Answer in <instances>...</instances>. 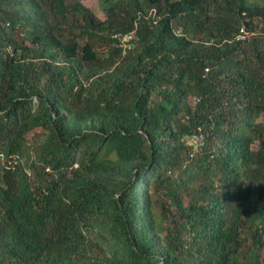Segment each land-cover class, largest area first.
<instances>
[{
	"label": "trees",
	"instance_id": "obj_1",
	"mask_svg": "<svg viewBox=\"0 0 264 264\" xmlns=\"http://www.w3.org/2000/svg\"><path fill=\"white\" fill-rule=\"evenodd\" d=\"M98 4L0 0V264H264V0Z\"/></svg>",
	"mask_w": 264,
	"mask_h": 264
},
{
	"label": "built area",
	"instance_id": "obj_2",
	"mask_svg": "<svg viewBox=\"0 0 264 264\" xmlns=\"http://www.w3.org/2000/svg\"><path fill=\"white\" fill-rule=\"evenodd\" d=\"M150 13L153 15L154 11L152 10ZM132 35H133V31L132 32H128V33H124V34H118L116 36L117 40H118V46L121 47L123 52H125V50L127 48L131 47L130 41L132 39ZM243 37H244V35H238L237 39H242ZM191 141L197 143L198 146H200L201 143H202L201 136L196 134V133H193L192 136L189 139L186 140L187 144H190V145L193 146V143ZM193 148H194V150L196 149V147H194V146H193Z\"/></svg>",
	"mask_w": 264,
	"mask_h": 264
},
{
	"label": "rangeland",
	"instance_id": "obj_3",
	"mask_svg": "<svg viewBox=\"0 0 264 264\" xmlns=\"http://www.w3.org/2000/svg\"><path fill=\"white\" fill-rule=\"evenodd\" d=\"M112 1H114V0H98V2H99L98 6H99V8L102 9V7H105L107 4H109ZM191 142L193 143V146L194 147H197L198 146L197 143H195L193 141H191Z\"/></svg>",
	"mask_w": 264,
	"mask_h": 264
}]
</instances>
